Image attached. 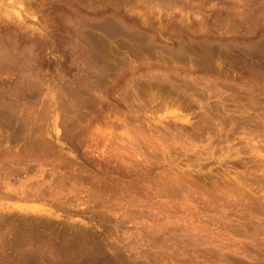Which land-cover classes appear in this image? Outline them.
<instances>
[{
  "label": "rangeland",
  "instance_id": "obj_1",
  "mask_svg": "<svg viewBox=\"0 0 264 264\" xmlns=\"http://www.w3.org/2000/svg\"><path fill=\"white\" fill-rule=\"evenodd\" d=\"M52 263L264 264V0H0V264Z\"/></svg>",
  "mask_w": 264,
  "mask_h": 264
},
{
  "label": "bare ground",
  "instance_id": "obj_2",
  "mask_svg": "<svg viewBox=\"0 0 264 264\" xmlns=\"http://www.w3.org/2000/svg\"><path fill=\"white\" fill-rule=\"evenodd\" d=\"M78 94V93H77ZM83 238V237H82ZM93 238V237H92ZM79 240V239H78ZM97 240V239H96ZM73 241V240H72ZM76 241V240H75ZM77 243V242H76ZM77 246V245H76ZM96 246V245H95ZM93 247V246H92ZM74 248V247H73ZM80 248V247H79ZM83 248V247H82ZM94 248V247H93ZM91 249V248H90ZM95 249V248H94ZM64 250V249H63ZM62 250V251H63ZM56 252V251H55ZM64 252V251H63ZM84 253V252H83ZM88 253V252H87ZM93 253V252H92ZM57 254V253H56ZM59 254V253H58ZM66 254V253H65ZM64 255V254H63ZM77 255V254H76ZM82 255V254H81ZM89 255V254H88ZM88 257V256H87ZM97 257V256H96ZM107 257V256H106ZM81 258V257H80ZM51 259V258H50ZM64 259V258H63ZM67 259H68V257H67ZM93 259V258H92ZM56 260V259H55ZM88 260V259H87ZM89 260H91V259H89ZM45 261V260H44ZM48 261V260H47ZM53 261V260H52ZM64 261V260H63ZM84 261V260H83ZM55 262V261H54ZM56 262H58V261H56ZM79 262V261H78ZM97 262V261H96ZM110 262V261H109ZM66 263V262H65ZM53 264V263H52ZM94 264V263H93ZM101 264V263H100Z\"/></svg>",
  "mask_w": 264,
  "mask_h": 264
}]
</instances>
